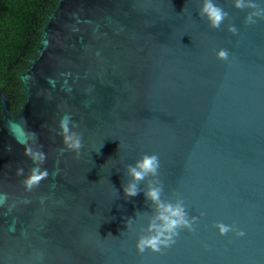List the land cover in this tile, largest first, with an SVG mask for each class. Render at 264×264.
Instances as JSON below:
<instances>
[{"label":"water","instance_id":"water-1","mask_svg":"<svg viewBox=\"0 0 264 264\" xmlns=\"http://www.w3.org/2000/svg\"><path fill=\"white\" fill-rule=\"evenodd\" d=\"M216 2L229 18L212 30L200 0H56L19 78L22 107L0 92V264H264V20L245 25L246 11ZM65 114L78 156L59 152ZM21 118L47 154L31 191L21 181L34 165L8 127ZM143 154L159 156L163 198L197 217L160 253L137 254L136 213L151 207L123 195Z\"/></svg>","mask_w":264,"mask_h":264},{"label":"clouds","instance_id":"clouds-1","mask_svg":"<svg viewBox=\"0 0 264 264\" xmlns=\"http://www.w3.org/2000/svg\"><path fill=\"white\" fill-rule=\"evenodd\" d=\"M232 7L238 11H246L243 23L254 25L259 20H264V5L259 0H232ZM198 15L203 18L210 29L219 28L229 18V13L221 7L216 0H200ZM226 31L230 35H237L238 29L229 23ZM216 59L229 60V52L226 49L216 51ZM9 132L18 143L24 147L23 155L34 165L21 181L26 191L39 186L41 181L49 176L47 169L41 165L47 160V154L42 151V145L37 143V134L30 131L24 118L9 122ZM59 135L62 137L63 147L59 150L62 155L65 151H72L78 156L83 147L82 133L77 131L79 125L74 123L71 116L65 114L59 120ZM160 159L156 154H143L132 165H127L124 173L128 182L123 185V195L131 199L143 192L145 200L151 207V214L136 213L140 219L146 217V227L141 229L135 242L137 254L145 251L160 253L163 249L171 247L175 243L180 231L193 232L197 217L189 218L183 199L178 196L174 200L163 198V185L159 181ZM17 176H24V169L16 171ZM144 184L143 189L140 185ZM7 195L0 194V206L7 202ZM132 219L126 221V227L131 228ZM219 236L233 233L236 238L243 237L245 233L231 225L215 223L211 226Z\"/></svg>","mask_w":264,"mask_h":264},{"label":"trees","instance_id":"trees-1","mask_svg":"<svg viewBox=\"0 0 264 264\" xmlns=\"http://www.w3.org/2000/svg\"><path fill=\"white\" fill-rule=\"evenodd\" d=\"M56 0H0V92L17 112L24 103L20 75L36 56ZM1 112V108H0Z\"/></svg>","mask_w":264,"mask_h":264}]
</instances>
